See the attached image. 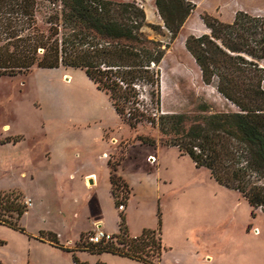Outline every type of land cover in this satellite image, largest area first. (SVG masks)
<instances>
[{
    "label": "rangeland",
    "instance_id": "rangeland-1",
    "mask_svg": "<svg viewBox=\"0 0 264 264\" xmlns=\"http://www.w3.org/2000/svg\"><path fill=\"white\" fill-rule=\"evenodd\" d=\"M108 1L135 2L144 11L148 7L142 1ZM187 1L196 7L160 65L159 114L194 116L203 103L234 110L213 86L203 83L185 40L207 33L203 13L225 23L238 11L264 17V0ZM46 14L42 8L37 15L44 31ZM153 25L161 26L162 33L146 29L148 37L168 41L161 17ZM142 99L151 108L147 98ZM139 137L157 144L145 145ZM164 140L148 123L130 128L81 70L33 68L16 77H0V195L21 197L28 211L19 224L33 239L51 231L65 248L89 253V233L74 241L78 230L98 217L116 230L130 200L131 231L159 229V264H264L261 209L253 210L239 193L218 185L208 170L197 169ZM114 167L130 186L121 177L111 184ZM88 173L95 174L96 180L90 176L95 185L85 182ZM120 203L126 207L118 215L115 207ZM98 230L94 226L89 232ZM27 234L0 224L2 264H75L71 253L50 250Z\"/></svg>",
    "mask_w": 264,
    "mask_h": 264
},
{
    "label": "trees",
    "instance_id": "trees-1",
    "mask_svg": "<svg viewBox=\"0 0 264 264\" xmlns=\"http://www.w3.org/2000/svg\"><path fill=\"white\" fill-rule=\"evenodd\" d=\"M155 7L170 34L168 41L148 37L146 29L161 34L162 28L148 23L135 2L0 0V77H16L33 68L83 71L130 128L150 124L165 137L167 147L177 148L197 169L208 170L218 185L239 193L253 210L264 213V17L238 11L225 23L203 13L208 32L185 40L203 83L213 86L234 110H215L203 103L194 116L159 114L160 65L196 5L155 0ZM42 8L47 12L45 31L37 20ZM139 140L157 144L152 138ZM116 172L112 168V185L121 182ZM0 204V224L24 233L19 222L28 209L21 197L3 194ZM114 237L115 242L89 243L86 250L159 264V229L131 237L121 215ZM40 240L71 253L75 264H87L76 256L77 250L60 245L54 233L40 232Z\"/></svg>",
    "mask_w": 264,
    "mask_h": 264
},
{
    "label": "crops",
    "instance_id": "crops-1",
    "mask_svg": "<svg viewBox=\"0 0 264 264\" xmlns=\"http://www.w3.org/2000/svg\"><path fill=\"white\" fill-rule=\"evenodd\" d=\"M130 1H142L145 6H148V7L145 8L146 20H147L148 23L154 24V21H155L156 18L160 19V16L158 15L157 9L155 7V0H130ZM202 34H205V31L202 32L200 35H202ZM90 176L95 177V180H96V176H95L94 173H88L85 176V182L89 179L90 183L92 185L93 184L95 185V181L93 182V180L90 179ZM119 176L130 186V184L128 183V181L124 177H122L121 175H119ZM113 201H114V199H113ZM129 202H130V200H129ZM129 202H128L127 208L125 209V212H124L125 213L126 223H127V226H128L129 235L131 237H137V236L141 235L142 232L145 229L157 230V228H154V227L153 228L142 227V228H140V230H138L136 232H132L130 227H129V225H128V223H129L128 219H129V213H130L129 212V209H130L129 208L130 207L129 206ZM117 209L118 208L115 207V212L118 214V210ZM119 219H120V216H119ZM94 226L97 229H101L102 231H104V232H106L108 234L114 235V236L119 233L118 225H117L116 230L115 229H110L109 227L107 228V226L103 223V220L100 217H98L97 219L94 220V222L92 223L91 226H88L86 228H82V229L78 230L77 237H76V239L74 241H77V240L79 241L81 239V236H82L83 233H86L87 231H88V233H90L89 231H91L94 228ZM48 232H51V231H48ZM24 234H27V233L24 231ZM27 236H28V238L30 240L32 239V240H34L36 242H40L41 244H44V245L48 246V248L50 250H53V248H54L48 242L40 240V233H39V238H37V239H33L32 236L28 235V234H27ZM59 251H61V250H59ZM76 253H77L76 256L79 258V260L82 261V262H86L87 264H115V262H117V261L127 262L126 264H143L141 262H138V261H135V260H131V259H128V258H122V257H120L118 255H113V254H110V253H103V254H99V255L91 254V253L84 252V251H80V252H76ZM70 257L72 259L71 255H70Z\"/></svg>",
    "mask_w": 264,
    "mask_h": 264
},
{
    "label": "built area",
    "instance_id": "built-area-1",
    "mask_svg": "<svg viewBox=\"0 0 264 264\" xmlns=\"http://www.w3.org/2000/svg\"><path fill=\"white\" fill-rule=\"evenodd\" d=\"M141 9L143 8L142 5H138ZM25 203L28 204V206H31V203L29 201H26ZM125 206L124 205H119L118 206V211H124ZM86 241L88 242L87 244H98L101 242H115L116 239L114 235L108 234L102 230L94 231L93 233H89L85 237Z\"/></svg>",
    "mask_w": 264,
    "mask_h": 264
},
{
    "label": "bare ground",
    "instance_id": "bare-ground-1",
    "mask_svg": "<svg viewBox=\"0 0 264 264\" xmlns=\"http://www.w3.org/2000/svg\"><path fill=\"white\" fill-rule=\"evenodd\" d=\"M69 81L71 80V77H68Z\"/></svg>",
    "mask_w": 264,
    "mask_h": 264
}]
</instances>
